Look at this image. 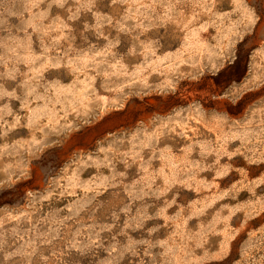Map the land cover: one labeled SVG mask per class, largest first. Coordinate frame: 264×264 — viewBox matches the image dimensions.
Returning <instances> with one entry per match:
<instances>
[{
	"label": "rangeland",
	"instance_id": "374dc122",
	"mask_svg": "<svg viewBox=\"0 0 264 264\" xmlns=\"http://www.w3.org/2000/svg\"><path fill=\"white\" fill-rule=\"evenodd\" d=\"M0 264H264V0H0Z\"/></svg>",
	"mask_w": 264,
	"mask_h": 264
}]
</instances>
